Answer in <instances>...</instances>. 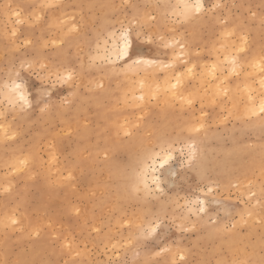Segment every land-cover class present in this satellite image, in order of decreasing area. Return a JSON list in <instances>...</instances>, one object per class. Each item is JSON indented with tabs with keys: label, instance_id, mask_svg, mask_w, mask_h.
<instances>
[{
	"label": "rangeland",
	"instance_id": "374dc122",
	"mask_svg": "<svg viewBox=\"0 0 264 264\" xmlns=\"http://www.w3.org/2000/svg\"><path fill=\"white\" fill-rule=\"evenodd\" d=\"M204 4L0 0V264H264V0Z\"/></svg>",
	"mask_w": 264,
	"mask_h": 264
},
{
	"label": "bare ground",
	"instance_id": "6f19581e",
	"mask_svg": "<svg viewBox=\"0 0 264 264\" xmlns=\"http://www.w3.org/2000/svg\"><path fill=\"white\" fill-rule=\"evenodd\" d=\"M174 3V8L177 10V13H180L184 17H190V14L191 16L192 14H197L205 7L204 0H174ZM111 37L112 40L110 42L108 54L106 56L113 62L115 61L116 63L118 59L122 61L129 60V63L126 64H129L133 67H136L143 62H147L149 64L154 62L149 58L137 57L136 59H133L131 57L133 40L130 30L126 29L123 32L113 34ZM10 93L12 94V92ZM13 93L16 98L14 102L18 103L25 101L27 98L21 83L15 84ZM172 157L173 154L171 152L161 150L160 152L145 160L138 173V183L139 186H141L140 188L145 189L146 192H150L152 187L153 189L162 188L163 178L161 173L164 170L165 172L171 171L167 166L170 164ZM201 201L203 206L206 207V199L201 198Z\"/></svg>",
	"mask_w": 264,
	"mask_h": 264
}]
</instances>
